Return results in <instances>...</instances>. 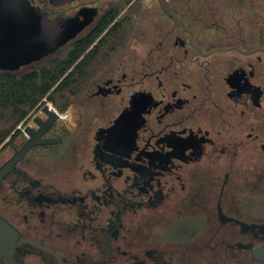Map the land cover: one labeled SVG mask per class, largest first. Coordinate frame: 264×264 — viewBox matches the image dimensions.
Listing matches in <instances>:
<instances>
[{
  "label": "flooded vegetation",
  "instance_id": "1",
  "mask_svg": "<svg viewBox=\"0 0 264 264\" xmlns=\"http://www.w3.org/2000/svg\"><path fill=\"white\" fill-rule=\"evenodd\" d=\"M1 3L0 73L88 45L80 92L0 144L53 140L0 178V264H264V0ZM42 19L81 27L40 56Z\"/></svg>",
  "mask_w": 264,
  "mask_h": 264
},
{
  "label": "trees",
  "instance_id": "2",
  "mask_svg": "<svg viewBox=\"0 0 264 264\" xmlns=\"http://www.w3.org/2000/svg\"><path fill=\"white\" fill-rule=\"evenodd\" d=\"M87 45L78 40L66 52L20 76L0 73V144L44 97L63 110L65 94L80 92L87 75L83 62L76 61Z\"/></svg>",
  "mask_w": 264,
  "mask_h": 264
},
{
  "label": "water",
  "instance_id": "3",
  "mask_svg": "<svg viewBox=\"0 0 264 264\" xmlns=\"http://www.w3.org/2000/svg\"><path fill=\"white\" fill-rule=\"evenodd\" d=\"M53 3L59 4V3H63L65 1H70V0H51ZM3 3L0 4V9L2 7ZM1 11V10H0ZM46 23L42 22L40 24V35L38 38V35H36V40H40L41 43V52H40V56L44 55L50 51H53L56 47H58L59 45L63 44L67 39H69L70 37L74 36L76 34V32L80 29L81 27V23L78 22H73V24L69 27V30H67V32L63 33V34H56V36L51 35V41L52 44L49 46V39H50V35L47 32V34L45 33L46 30ZM48 28H50V26L48 25ZM47 45L46 48H44V46ZM44 109L46 110L45 112L49 115V117H57V114L55 112H53L52 110L49 109L48 105L44 106ZM52 142V139H37L34 137H31L27 140V142L18 150H16V152L14 153V155L12 156V158L6 162L5 164H3L0 167V178L10 169V166L16 161L18 160L23 154L24 152L28 149V147L30 145H32L33 143H37V142ZM12 232L11 228L9 227V225L0 217V245H6V240L7 237L9 236V234ZM253 256L255 258H260L263 260L264 262V248L262 249H257L253 251Z\"/></svg>",
  "mask_w": 264,
  "mask_h": 264
},
{
  "label": "rangeland",
  "instance_id": "4",
  "mask_svg": "<svg viewBox=\"0 0 264 264\" xmlns=\"http://www.w3.org/2000/svg\"><path fill=\"white\" fill-rule=\"evenodd\" d=\"M65 52V50L64 51H62V52H60V53H57V54H55L54 56H57V55H60V54H62V53H64ZM46 62V61H45ZM45 62H42L41 63V65L43 64V63H45ZM78 99V98H77ZM79 100V99H78ZM51 103V102H50ZM51 104H53V103H51ZM62 110V109H61ZM1 152V151H0ZM2 157H1V154H0V159H1Z\"/></svg>",
  "mask_w": 264,
  "mask_h": 264
}]
</instances>
